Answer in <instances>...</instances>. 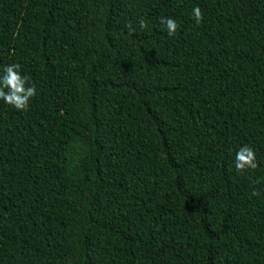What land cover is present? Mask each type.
<instances>
[{
  "label": "trees",
  "instance_id": "1",
  "mask_svg": "<svg viewBox=\"0 0 264 264\" xmlns=\"http://www.w3.org/2000/svg\"><path fill=\"white\" fill-rule=\"evenodd\" d=\"M13 63L0 264H264V0H0Z\"/></svg>",
  "mask_w": 264,
  "mask_h": 264
},
{
  "label": "clouds",
  "instance_id": "2",
  "mask_svg": "<svg viewBox=\"0 0 264 264\" xmlns=\"http://www.w3.org/2000/svg\"><path fill=\"white\" fill-rule=\"evenodd\" d=\"M195 22L199 25L203 20V12L200 7L193 8ZM141 30L148 28V21L141 18L139 20ZM160 24L163 25L169 36L176 34L180 25L172 17H161ZM126 28L130 34H134L136 29L129 22ZM37 95L36 87L30 83V79L21 74V65L13 63L3 68V74L0 75V100L11 105L19 111H26L30 100ZM258 167L256 153L253 147L245 144L241 146L235 154V169L239 173L247 170H254ZM253 192V195H256Z\"/></svg>",
  "mask_w": 264,
  "mask_h": 264
}]
</instances>
